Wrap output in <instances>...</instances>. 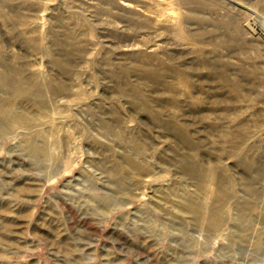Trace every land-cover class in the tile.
<instances>
[{
    "label": "rangeland",
    "instance_id": "obj_1",
    "mask_svg": "<svg viewBox=\"0 0 264 264\" xmlns=\"http://www.w3.org/2000/svg\"><path fill=\"white\" fill-rule=\"evenodd\" d=\"M0 264H264V0H0Z\"/></svg>",
    "mask_w": 264,
    "mask_h": 264
}]
</instances>
